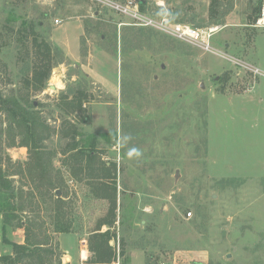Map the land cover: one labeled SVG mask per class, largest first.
Wrapping results in <instances>:
<instances>
[{"label": "rangeland", "instance_id": "rangeland-1", "mask_svg": "<svg viewBox=\"0 0 264 264\" xmlns=\"http://www.w3.org/2000/svg\"><path fill=\"white\" fill-rule=\"evenodd\" d=\"M110 1L156 20L218 25L216 53L135 25L107 0H0V93L36 112L59 186L33 189L23 135L9 145L0 111V164L19 196L13 222L31 218L50 237L45 264H91L92 233L112 218L104 188L116 195L115 221L99 229L109 228L112 264H264V74L242 65L264 73L252 1L221 0L231 6L222 24L210 22V0ZM36 41L48 43L54 65L37 90L27 83ZM79 91L83 110L61 103ZM88 135L97 143L89 170L69 149ZM60 219L68 232L53 231Z\"/></svg>", "mask_w": 264, "mask_h": 264}, {"label": "trees", "instance_id": "trees-1", "mask_svg": "<svg viewBox=\"0 0 264 264\" xmlns=\"http://www.w3.org/2000/svg\"><path fill=\"white\" fill-rule=\"evenodd\" d=\"M140 4V7H143V4ZM251 6L252 14H250L248 18L251 20L250 23H253L260 12L262 0L257 4H251ZM230 7H224L221 0H210L208 7L210 22L214 24H222L224 22V16L230 11ZM34 45L36 46V55H38L39 61L33 65L32 73L27 83L29 86L33 87V89L37 90L43 89L49 78L50 70L54 65L51 62L48 43L44 42L41 44V42L36 41ZM82 97L83 94L81 91H79V94L76 93L72 95L69 99L66 94H62L61 103H65L71 110H83ZM23 101L24 102L14 95L3 96L0 93V111L4 112L7 118V128L5 131L9 133V145H16L15 136L18 133H21L23 138L18 145L27 147L30 161L29 164L36 172L37 176L36 181H34L35 184L33 189H36V191L44 189L51 192L54 190L56 191V188H59V186L50 176L49 173L51 171V166L46 163V161H50L49 157L51 156V152L44 150L42 144V141L46 136L42 134V131L40 130L41 124L39 123L36 112L30 109L31 105L26 104V100ZM84 118L85 117H83V120L86 119ZM16 129H18L19 132H17ZM2 132L1 129L0 134H2ZM96 144V137L94 135H88L87 139L81 144L79 142H72L69 148L74 150L72 152V159L76 162H83V169L88 167L89 170L90 165L94 163L97 156ZM107 169L108 167L105 166V172ZM105 172H103V174H105ZM8 177L9 173L6 172L0 164V213L2 214L3 234H5L6 226L23 228L24 242L16 243L10 241L5 235H3L4 243L12 248V252L0 255V260L3 264H35L36 262L39 264H45V261L47 260L46 254L49 253L50 250L43 247H45L44 245H48L50 237L41 235L43 237L42 240V238L39 237V234L34 232L35 224L32 222L31 218V221L29 220V222H13L14 219H16L15 211L17 209L14 200L19 196H17L18 193H16L15 187L12 185V179ZM114 187L115 186H113L111 193H116V187ZM100 189L103 191L102 194L100 193L99 195L101 197H108L113 205V208L111 209L112 218L100 221L98 224L99 227L92 233L93 237H96L97 242L92 249L95 253V259L91 260L90 263L112 264L114 253L109 245V240L111 238L109 228L105 231H100L99 229L103 224L111 225L114 223L117 206L116 195L113 194L111 196H106V190H104V188ZM34 194V191H32L31 195ZM52 196L56 197V202L61 199L60 197H57V192L53 193ZM69 228L70 224L63 219H60L55 223V229L53 231L68 232ZM41 253H43V256H41Z\"/></svg>", "mask_w": 264, "mask_h": 264}, {"label": "built area", "instance_id": "built-area-1", "mask_svg": "<svg viewBox=\"0 0 264 264\" xmlns=\"http://www.w3.org/2000/svg\"><path fill=\"white\" fill-rule=\"evenodd\" d=\"M111 3L109 5L125 14L130 15L134 19V24L139 26H151L159 29L160 31L177 38L182 41L189 42L206 52L216 53V49L212 45V38L214 33L219 30L218 25H208L205 27H194L188 24L180 22H171L168 18L163 17L161 20L153 19L150 15L141 13L137 6L130 7L128 5L122 6L114 1L107 0ZM108 3V2H106ZM60 20L55 18V23H59ZM253 27L264 28V3L261 6L260 12L256 19L251 23ZM243 67L250 69L256 75L264 74L259 68L248 66L246 63H242ZM191 212H187L189 217ZM159 264H173L171 262L162 261Z\"/></svg>", "mask_w": 264, "mask_h": 264}, {"label": "crops", "instance_id": "crops-1", "mask_svg": "<svg viewBox=\"0 0 264 264\" xmlns=\"http://www.w3.org/2000/svg\"><path fill=\"white\" fill-rule=\"evenodd\" d=\"M259 100L261 101L262 98L260 97ZM3 235H5V237L7 239H9L10 241H13V242H16V243H23L24 242L23 230L21 228H18L17 231H16L12 227L6 226L5 227V234H3L2 214L0 213V255H2V253L7 251V249H8V247H6V245L4 244ZM82 257H84V256L81 255V258Z\"/></svg>", "mask_w": 264, "mask_h": 264}, {"label": "bare ground", "instance_id": "bare-ground-1", "mask_svg": "<svg viewBox=\"0 0 264 264\" xmlns=\"http://www.w3.org/2000/svg\"><path fill=\"white\" fill-rule=\"evenodd\" d=\"M55 85L56 86H61V81L59 80V79H57L56 81H55ZM84 252L82 251V256H85V253L83 254Z\"/></svg>", "mask_w": 264, "mask_h": 264}, {"label": "water", "instance_id": "water-1", "mask_svg": "<svg viewBox=\"0 0 264 264\" xmlns=\"http://www.w3.org/2000/svg\"><path fill=\"white\" fill-rule=\"evenodd\" d=\"M252 1V3L253 4H257L259 1H261V0H251ZM139 3H142V0H140V2ZM52 87H55V86H53L52 85ZM57 194L59 195L60 194V192L59 191H57Z\"/></svg>", "mask_w": 264, "mask_h": 264}]
</instances>
